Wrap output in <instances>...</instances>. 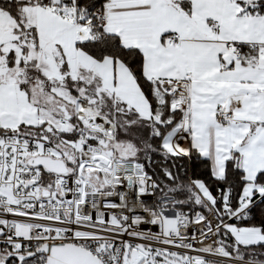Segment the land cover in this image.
I'll list each match as a JSON object with an SVG mask.
<instances>
[{
  "label": "snow or ice",
  "instance_id": "1",
  "mask_svg": "<svg viewBox=\"0 0 264 264\" xmlns=\"http://www.w3.org/2000/svg\"><path fill=\"white\" fill-rule=\"evenodd\" d=\"M0 264H264V0H0Z\"/></svg>",
  "mask_w": 264,
  "mask_h": 264
},
{
  "label": "trees",
  "instance_id": "2",
  "mask_svg": "<svg viewBox=\"0 0 264 264\" xmlns=\"http://www.w3.org/2000/svg\"><path fill=\"white\" fill-rule=\"evenodd\" d=\"M184 165V168L187 170L188 175L196 178H207V173L204 169V166L196 160H183L180 161Z\"/></svg>",
  "mask_w": 264,
  "mask_h": 264
}]
</instances>
